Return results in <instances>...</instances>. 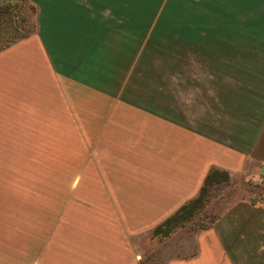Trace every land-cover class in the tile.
Listing matches in <instances>:
<instances>
[{
    "label": "rangeland",
    "instance_id": "374dc122",
    "mask_svg": "<svg viewBox=\"0 0 264 264\" xmlns=\"http://www.w3.org/2000/svg\"><path fill=\"white\" fill-rule=\"evenodd\" d=\"M0 2L16 23L0 47L14 56L0 73V264H66L99 225L123 232L130 264H264V0ZM41 13L56 40L66 20L79 29L86 54L67 76L41 56ZM211 168L227 178L154 231Z\"/></svg>",
    "mask_w": 264,
    "mask_h": 264
},
{
    "label": "crops",
    "instance_id": "0c3cea01",
    "mask_svg": "<svg viewBox=\"0 0 264 264\" xmlns=\"http://www.w3.org/2000/svg\"><path fill=\"white\" fill-rule=\"evenodd\" d=\"M44 13V12H43ZM41 13L40 19H43L42 22V39L38 37L39 40V51L41 53V56L44 59V62L46 66L49 69V72L53 75L57 76H67L65 68L67 67V64L71 67L72 71L74 69V65L70 63L71 58L75 57V55H79L80 52H83L86 54V49H84V46L82 47L81 41L77 40L76 32H79V29H72V27H75V24H73L72 21L65 22V34L64 37L61 40H56L54 34H53V26L52 29L49 30L47 28L48 26V20L51 19L47 13L43 14ZM73 19V21H76L74 17L70 16V19ZM82 26V25H80ZM79 26V27H80ZM78 27V25H77ZM78 27V28H79ZM85 28H81L80 30H84ZM76 31L74 34L73 32ZM85 36H88L86 32H84ZM68 37L71 39L69 40ZM65 38H67V42H65ZM73 46V47H72ZM98 49V47L96 48ZM5 54L0 55V73L6 72V70L11 67L8 64L11 63V59L14 57H10V59L6 60ZM76 56V57H77ZM80 56V55H79ZM76 57L74 59H76ZM81 57V56H80ZM9 62V63H8ZM68 62V63H67ZM17 66V63L14 62ZM32 76L35 77V79H38V82L43 83L42 76H40V71L38 65L34 64L29 66ZM40 77V79H39ZM171 214V213H170ZM159 223H153L154 227H156ZM130 223H125V228H129ZM101 227V231H99L98 240L94 243L92 242L89 244L88 242H74L73 247V255L67 257L65 259L66 264H130L131 257L129 252V246L127 245V240L124 241V234L122 231L119 232H113L112 229L106 230V227L103 225H99ZM137 226V225H136ZM139 226V224H138ZM169 229L166 231L168 232ZM127 235L125 234V239ZM66 250V248H65ZM82 254L83 257H82ZM72 258V259H71ZM171 262V261H169ZM169 262H166L165 264H170ZM188 262L185 260V258L179 261H176L175 264H186ZM189 264H192V261H190Z\"/></svg>",
    "mask_w": 264,
    "mask_h": 264
},
{
    "label": "trees",
    "instance_id": "16d2710c",
    "mask_svg": "<svg viewBox=\"0 0 264 264\" xmlns=\"http://www.w3.org/2000/svg\"><path fill=\"white\" fill-rule=\"evenodd\" d=\"M10 6L5 3L0 2V47L5 46L10 41H12L16 34V23L15 19L9 13ZM11 28H14L12 30ZM3 30H6L4 34ZM4 36V37H3ZM227 178V173L225 170L218 168L209 169L203 177L202 183L199 186L197 193L182 203L176 210L169 214L163 221L154 227V231L160 230L166 232L172 226V222H177L182 219H188L191 216L192 209L201 201L204 197L205 192L211 185H218L220 181H223ZM182 222V221H180ZM164 226L165 228H161Z\"/></svg>",
    "mask_w": 264,
    "mask_h": 264
},
{
    "label": "water",
    "instance_id": "95a60500",
    "mask_svg": "<svg viewBox=\"0 0 264 264\" xmlns=\"http://www.w3.org/2000/svg\"><path fill=\"white\" fill-rule=\"evenodd\" d=\"M261 171H262V172L264 171V168H263V167L261 168Z\"/></svg>",
    "mask_w": 264,
    "mask_h": 264
}]
</instances>
